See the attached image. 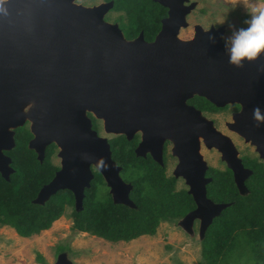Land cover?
<instances>
[{
	"label": "water",
	"instance_id": "obj_1",
	"mask_svg": "<svg viewBox=\"0 0 264 264\" xmlns=\"http://www.w3.org/2000/svg\"><path fill=\"white\" fill-rule=\"evenodd\" d=\"M154 1L167 7V16L154 40L145 42L141 33L135 39H124L115 24L103 20L111 1L85 7L73 0H3L0 172L5 180L12 172L10 158L1 154V149L13 146L8 128L27 120L33 134L27 148L36 153L38 161L50 142L59 148L60 159L59 169L40 187L33 203L41 204L57 190L67 189L73 195L75 210H80L83 190L93 177L92 166L109 188L112 202L132 206L128 198L131 186L120 178V166L111 159L109 144L90 129L84 111L100 118L105 132L129 139L137 128L144 132L145 122H152L153 116L163 121L169 101L173 113L181 117L172 148L178 155L173 175L183 179L194 203L178 224L190 231L192 221L198 219L201 237L228 203L213 202L206 196L205 185L211 178L204 176L207 165L198 151V137L219 153L239 192L245 191L244 180L251 170L242 165L230 139L184 101L195 94L216 107L239 104L240 110L232 114L228 127L264 161V123L257 126L252 116L256 106L264 112V56L245 62L243 68L232 67L219 39L223 27L202 32L196 24L191 39L178 38V29L187 24L185 15L194 2ZM208 33L216 35L215 44L209 42ZM150 98L156 101L145 106L144 101ZM184 115L190 117L182 118ZM141 143L136 155H142ZM157 150V158L152 154L159 161ZM101 161L106 168H100ZM53 264L69 263L59 253Z\"/></svg>",
	"mask_w": 264,
	"mask_h": 264
},
{
	"label": "trees",
	"instance_id": "obj_2",
	"mask_svg": "<svg viewBox=\"0 0 264 264\" xmlns=\"http://www.w3.org/2000/svg\"><path fill=\"white\" fill-rule=\"evenodd\" d=\"M114 1L115 7L125 12L126 38L135 36L139 30H143L146 38H152L158 29L159 15L164 14L154 11L159 8L156 3L151 0ZM190 102L201 111L217 109L197 95ZM29 137L21 127L15 146L6 152L14 171L8 180L0 182V226L11 227L20 237L48 229L69 207L72 230L109 242L129 241L141 235H153L160 222H176L194 207L186 188L176 189L174 178L165 177L160 167L143 169L144 160L134 156L121 135L110 139V156L120 166L121 178L131 184L128 198L132 206L113 203L106 190L100 188L103 181L96 171L89 187L83 191L80 210H75L72 194L66 189L57 191L41 204L33 203L38 190L52 178L57 166L49 161L54 146L45 149L43 160L39 162L34 152L27 148ZM243 163L251 170L244 180L243 193L236 188L228 168L208 167L206 171L211 178L205 185L207 198L228 205L212 218L200 237L197 264H264V167L254 158L246 157ZM63 250L57 247V253ZM34 259L43 262L38 252Z\"/></svg>",
	"mask_w": 264,
	"mask_h": 264
},
{
	"label": "rangeland",
	"instance_id": "obj_3",
	"mask_svg": "<svg viewBox=\"0 0 264 264\" xmlns=\"http://www.w3.org/2000/svg\"><path fill=\"white\" fill-rule=\"evenodd\" d=\"M101 0H74L78 4H97ZM194 2L192 11L185 17L187 26L180 28L177 36L184 39L192 34V26L198 24L203 28L210 25L223 26L228 34V24L243 26L247 18L243 8H233L230 0H187ZM109 14L110 17L113 16ZM105 19V18H104ZM225 20V24L221 21ZM230 109L213 114L219 121L230 120ZM220 115V116H219ZM210 115H208L209 119ZM222 127V125L220 126ZM218 127V129H221ZM223 131V129H222ZM231 137L239 154L253 156V148L239 137ZM201 155L208 166L223 169L218 154L210 150ZM58 163L56 157H52ZM186 185L182 180L176 183V189ZM104 188H102L103 190ZM244 192V191H243ZM240 192V193H243ZM101 193V191H99ZM70 208L54 220L48 229L41 230L29 237H20L7 226H0V264H53L57 247H63L60 253L65 255L69 264H162L179 261L181 264H197L200 261L198 222L192 221L191 230H184L178 223L162 221L153 235H141L129 241L109 242L102 238L79 232L70 228L68 216ZM40 253L43 262L35 261V253Z\"/></svg>",
	"mask_w": 264,
	"mask_h": 264
},
{
	"label": "flooded vegetation",
	"instance_id": "obj_4",
	"mask_svg": "<svg viewBox=\"0 0 264 264\" xmlns=\"http://www.w3.org/2000/svg\"><path fill=\"white\" fill-rule=\"evenodd\" d=\"M74 1V0H73ZM109 1H111L112 2V5H111V7L103 14V16H102V18H103V20L105 21V22H107V23H110V24H115L118 28H119V30L121 31V34H122V36H123V38L124 39H126V40H132V39H135L137 36H138V34L139 33H141V35H142V39H143V41H145V42H151V41H153L154 40V37H155V35H156V33L160 30V27H161V20L163 19V18H165L166 16H167V7H165V6H163L162 4H160V3H157V2H155L154 0H151L152 2H154V3H156L158 6H159V8H156V10H154V11H158V13L160 14V13H162V12H164V14L163 15H159L160 17H158V29H157V31L155 32V34L152 36V38H150V39H148V38H146L145 37V35H144V33H143V30H139L138 31V33L135 35V36H133V37H130V38H126L125 36H124V29H125V25H127L128 24V22H127V19H126V17H125V12H124V10L122 9V8H117V7H115V1L114 0H101L99 3H97V4H85V3H83V4H79V5H82V6H85V7H91V6H96V5H99V4H101V3H107V2H109ZM75 4H78V3H76V2H74ZM186 3H189L188 1L187 2H185L184 4L186 5ZM153 8H155V6L153 7ZM163 9H164V11H163ZM192 10H190L186 15H185V17L191 12ZM112 13H114L113 14V16L112 17H110L109 16V14L110 15H112ZM105 18V19H104ZM187 23V22H186ZM196 24H194L193 26H192V34L190 35V36H188V37H186V38H184V39H182V40H189V39H191L192 37H193V34H194V26H195ZM198 25V24H197ZM187 26V24L185 25V26H183V27H179V29L180 28H184V27H186ZM200 26V25H199ZM220 27H223V26H213V25H210V26H208V27H206V28H203V27H201L200 26V28H201V31L202 32H206V31H208V30H210L211 28H213V30H216V29H218V28H220ZM179 29H178V32H179ZM178 34V33H177ZM222 34H224V27H223V32H222ZM179 38V37H178ZM143 95L145 96V94L143 93ZM149 96H151V93L149 94ZM193 96H195V94H193L190 98H188V99H186L185 101H184V104L185 105H187V106H192L193 108H195V109H197L191 102H190V99H192V97ZM152 97V96H151ZM206 100V99H205ZM144 101V100H143ZM143 101H141V103H143ZM156 100H153V99H149V100H145L144 101V103L143 104H145V106H151V105H153V103L155 102ZM161 104L160 105H162V104H164L162 101H159ZM209 102V101H208ZM210 103V102H209ZM211 104V103H210ZM212 106H214L213 104H211ZM30 107V105H28V106H26V107H24L23 108V111L25 112V111H27V109ZM167 108H166V110H165V112L167 113L166 114V117H165V119L163 120V121H159L158 120V116H153V121L152 122H150V120H148V121H146L145 123L147 124V126H146V128L144 129V132H142L139 128H137V129H135L132 133H131V136H130V138L129 139H127L126 138V136L124 135V134H119V133H113V132H105L104 131V129H103V122H102V120L100 119V118H97V117H95L94 115H93V113H91V111H88V110H85L84 111V114H85V116L88 118V120H89V123H90V129L91 130H93L95 133H96V135L97 136H99V137H103V138H105L106 139V141H107V143L109 144V146H110V139H113V138H115V137H117V136H119V135H121L128 143H129V148L131 149V151L133 152V154H134V156H136V157H139V158H141L142 160H144L143 162V169L144 168H146L147 170H150V169H154L155 167L154 166H157V167H160V169H161V171L164 173V176L165 177H167V178H169V177H173L174 178V180H173V185H174V187L176 188V183H177V181L180 179V180H182L183 181V179L181 178V177H175L174 175H173V169H174V167H175V165L178 163V155H177V153H173V151H172V148H174V146H175V144H174V139H175V135L179 132V130L181 129L180 128V122H179V120L181 119V117H180V115H178L177 113H173L174 112V109H173V107L170 105V102L168 101V105L166 106ZM214 107H216V106H214ZM217 109L216 110H211V111H209V110H204V111H201V110H199V109H197V110H199L200 111V115L203 117V118H205V119H207V120H210L211 121V123H212V126L215 128V130H217V131H219L221 134H223V135H225V136H227L229 139H230V141L232 142V144L234 145V147H235V144L233 143V141L231 140V137H229L226 133H225V130L227 131H229V133L231 134V135H233L232 137H234V136H236V137H239V138H241L242 139V137L237 133V132H235V131H233L232 129H230L229 127H228V124H229V122L231 121V117H232V114L234 113V112H237V111H239L240 110V105L239 104H237V103H231V104H226V105H224V106H222V107H216ZM228 109H230V111H229V114H230V120H223V121H219V118L218 117H213L212 115L213 114H218V113H221V112H225L226 110H228ZM170 113H173V114H171L170 115ZM208 115H210V117H209V119H208ZM220 116V115H219ZM183 117H186V118H188V117H190L189 115H184V116H182V118ZM161 119V118H160ZM190 121V120H189ZM29 125H30V123L27 121V120H25L24 121V123L20 126V125H17V126H14V127H9L8 128V130L11 132V134H12V139H13V146H12V148L15 146V138H16V134H17V132L19 131V129L22 127L23 129H25V131L26 132H28L29 134H30V137H29V139L28 140H30L32 137H33V134L30 132V128H29ZM222 125V127H220ZM218 127H220L221 129H218ZM222 129H223V131H222ZM183 130H185L184 128H183ZM171 135V136H170ZM143 137H145V139H147V140H145V141H143ZM142 141V143H141V145H140V148H141V152H142V155H136L135 154V149H136V147L139 145V143ZM160 141V142H159ZM28 142V141H27ZM242 142H243V139H242ZM183 143V142H182ZM247 144H248V146H250V147H252L253 148V151H254V147L252 146V145H250L248 142H246ZM49 145H53L54 146V150H53V152H52V154L50 155V158H49V161H50V163L51 164H53V165H55V166H57V169L54 171V173L59 169V167H60V159H59V157L57 156V152H58V150H59V148L53 143V142H50V143H48L45 147H44V151L43 152H45V149L49 146ZM198 151H199V153L201 154V152L204 150V151H207V152H209L210 150H212V151H215L217 154H218V157H219V160L222 162V164H223V166H224V168H227L226 167V164H225V162L223 161V160H221L220 159V155H219V153L216 151V149L215 148H212V147H206V145L202 142V140H201V138L200 137H198ZM12 148H10V149H12ZM110 148V147H109ZM10 149H8V150H4V149H1V154H2V156H8L9 157V155L6 153L7 151H9ZM157 149H159V161L156 159L157 158V155H158V150ZM235 149H236V147H235ZM30 150H32V149H30ZM237 150V149H236ZM33 151V150H32ZM34 152V151H33ZM152 152L154 153V155H156L155 157L153 156V154H152ZM34 154H35V157H36V153L34 152ZM56 157L57 159H58V163H54L53 161H52V157ZM237 156L240 158V160H241V163H242V165L245 167V168H248L247 167V165H244V163H243V159L245 158L246 159V157L247 158H251V159H255V161L257 162V163H261L262 164V166L264 167V161L263 160H261V158H259L258 157V155H257V153L254 151V155L253 156H248V155H242V154H239V152H238V150H237ZM43 157H44V153H43ZM201 157H202V155H201ZM10 158V157H9ZM37 159V158H36ZM202 159H203V157H202ZM38 160V159H37ZM42 160H43V158H42ZM41 160V161H42ZM204 160V159H203ZM11 158H10V162H9V167H11V169H12V172L10 173V174H12L13 173V171H14V169H13V167L11 166ZM41 161H39V162H41ZM205 161V160H204ZM205 163H206V161H205ZM206 165H207V163H206ZM119 166V165H118ZM208 167H212V166H208L207 165V169H208ZM90 169H91V171H92V175H93V173H94V171H96L92 166L90 167ZM121 169V168H120ZM207 169L205 170V173H204V176L205 177H209L207 174H206V171H207ZM249 169V168H248ZM97 172V171H96ZM54 173H53V175H54ZM98 173V172H97ZM119 173H120V170H119ZM9 174V175H10ZM9 175H8V177H9ZM100 175V174H99ZM101 176V175H100ZM119 176H120V174H119ZM53 177V176H52ZM102 178V177H101ZM120 178H121V176H120ZM233 178V177H232ZM4 178H3V176L1 175V172H0V182L3 180ZM92 179H93V177H92ZM91 179V180H92ZM122 179V178H121ZM90 180V181H91ZM50 181V180H49ZM48 181V182H49ZM102 181H103V184H101L100 185V188L102 187V188H104L105 190H106V192L110 195V193H109V188L106 186V184H105V182H104V180H103V178H102ZM122 181L123 182H125V183H128L130 186H131V184L129 183V182H127V181H124L123 179H122ZM183 183H184V181H183ZM46 184V183H45ZM185 184V183H184ZM44 185V184H43ZM89 185H90V182H89ZM84 189H86V188H84ZM186 189H187V186H186ZM60 190H64V189H60ZM67 190V189H66ZM57 191H59V190H57ZM56 191V192H57ZM69 191V190H68ZM84 191V190H83ZM55 192V193H56ZM72 194V193H71ZM53 195V194H52ZM51 196V195H50ZM49 196V197H50ZM49 197L47 198V199H49ZM110 197H111V195H110ZM72 198H73V195H72ZM46 199V200H47ZM112 199V198H111ZM45 200V201H46ZM73 207H74V200H73ZM194 208V207H193ZM193 221H195V222H198L199 223V220L198 219H194ZM179 222V220L178 221H176V222H172V224H175V223H178Z\"/></svg>",
	"mask_w": 264,
	"mask_h": 264
},
{
	"label": "clouds",
	"instance_id": "obj_5",
	"mask_svg": "<svg viewBox=\"0 0 264 264\" xmlns=\"http://www.w3.org/2000/svg\"><path fill=\"white\" fill-rule=\"evenodd\" d=\"M233 8H243L246 19L243 26L237 27L234 24H228V34H221L219 39L223 41L224 53L227 56V63L237 69L243 68L245 62L251 63L258 61L264 56V0H230ZM3 0H0V5ZM3 9L0 8V11ZM225 20L221 24H225ZM208 40L215 44L217 37L215 34L208 33ZM253 120L264 123V112L259 106L252 110ZM100 168H106L103 161L100 162Z\"/></svg>",
	"mask_w": 264,
	"mask_h": 264
}]
</instances>
